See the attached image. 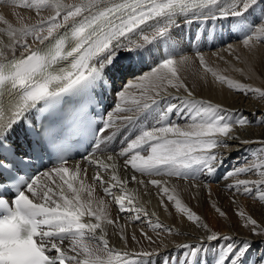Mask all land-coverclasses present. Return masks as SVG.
<instances>
[{
    "label": "snow or ice",
    "instance_id": "snow-or-ice-1",
    "mask_svg": "<svg viewBox=\"0 0 264 264\" xmlns=\"http://www.w3.org/2000/svg\"><path fill=\"white\" fill-rule=\"evenodd\" d=\"M4 2L35 9L40 18L35 24L15 29L0 16L8 25L0 32L9 38L7 43L0 40V264H151L143 259L153 255L150 251L121 253L109 247L105 225L117 224L118 219L109 217L110 209L103 199L94 200L97 184L107 196L120 189L113 197L119 213L134 212V221L142 217L150 221L156 216L136 205L127 191L128 178L120 179L113 172L105 186L101 171L115 170L119 159L125 171L130 166L147 178L138 180L134 174L132 182L144 186L146 192L149 185L154 187L165 211L168 205L164 197L174 201L177 212L200 233L196 243L180 245L185 258L177 264H198L204 245L221 241L225 246L213 264H245L253 240L212 230L201 222L200 215L169 194L168 180L210 181L228 159L217 149L231 148L232 142L264 145V139L257 142L239 135V130L253 123L264 124V112L246 115L239 109L197 99L182 76L187 68L198 62L203 69L201 79L211 74L214 81L246 99L254 94L264 101V90L218 75L199 50L194 55L177 52L171 34L181 22L226 20L241 34L242 49L252 55L258 46L264 47V0ZM45 10L50 12L46 18L41 15ZM161 44L169 47L167 53ZM228 50L231 54V44ZM122 60L128 61L129 68L149 62L155 66L124 83L115 92L117 102L106 107V93L114 88L111 72L125 67ZM169 88L177 95L172 96ZM181 89L186 96L179 95ZM170 96L176 102L167 103ZM170 114L183 116L185 124L172 121ZM149 118L154 121L150 127ZM18 129L27 150L12 139ZM134 130L138 134L132 138ZM118 139L121 147L116 149ZM81 147L84 153L77 154L97 168L91 185L81 176L83 172L86 177L88 169L80 164L69 166L73 159L69 153ZM96 153H109L106 160L113 163L98 159ZM257 153L260 163L238 165L223 179L234 180L225 185L233 193L232 203L237 195L252 197L260 203L264 216V146ZM45 158L55 159L56 164L28 176L36 161ZM253 170L259 179L237 178ZM212 207L219 216H226L215 204ZM235 214L252 237L264 242V220L258 221L239 208ZM149 226L158 236L173 231L158 219ZM141 235L155 243L143 229ZM120 239L127 245L123 233ZM132 240L136 241L135 234Z\"/></svg>",
    "mask_w": 264,
    "mask_h": 264
},
{
    "label": "bare ground",
    "instance_id": "bare-ground-1",
    "mask_svg": "<svg viewBox=\"0 0 264 264\" xmlns=\"http://www.w3.org/2000/svg\"><path fill=\"white\" fill-rule=\"evenodd\" d=\"M65 2L66 3H72V2H75V0H65ZM49 14H50V12L48 10H45L41 13V15L44 16L45 18ZM51 14H54V13H51ZM0 16L4 17V20H6L8 22V24H11L12 27L15 29H20L21 27L35 24V23H37L38 19L40 18L39 16L36 15L35 9H28V8H24L22 6H17V5L11 4V3H6V2H4V0H0ZM249 19H252V17H249ZM218 21L219 20H215V21H212V20L194 21L190 24L181 22L180 26L178 28L173 29L172 34H171V42L175 46V50L177 52L183 51L184 53H186L188 55H194L195 51L199 50L205 55V58H206L208 64L217 70L218 75H223V76H226L227 78L232 79L234 81L250 85L253 88H261L262 90H264V47L258 46L256 48L255 52L252 55H249V53L246 50L242 49L240 42L239 41L237 42V40H235L237 38L240 39L241 34L234 32L231 29V26L226 25L224 23H219ZM220 21L225 22V20H220ZM201 25H202L201 29L204 28V31L202 32V30H201L200 34L197 37H195L197 35V32H196L197 26H201ZM7 26L8 25L5 24L3 21H0V29H6ZM225 26L228 27L227 31L225 30ZM220 29H223L222 33L220 32ZM188 36L190 37L189 39H187ZM0 40H3L6 43L9 42L8 36L4 35L2 32H0ZM29 42L32 44V47L37 46V43L32 42L30 38H29ZM229 44H231L233 46V50L231 51V54H230V51L228 50ZM161 45H162L161 46L162 51L167 53L169 51V47L165 44H161ZM220 56L223 57V60H220L218 58ZM237 56L240 57L239 60L236 59ZM121 64H123V65L127 64L128 65V61L122 60ZM139 66H141V71H143L142 70V69H144L143 64L132 65V68L139 67ZM153 66H155V65H153L150 62L147 63L148 69L146 67V70L144 69V71L142 73L148 72L150 70V68ZM122 70L125 71V67ZM202 72H203V69H201L199 67L198 62H197L196 64L187 68L182 73L184 80L186 81V83L188 84L190 89H192V91H193V93L197 99L211 100L212 103H214V104L219 103V104L223 105L224 107L239 109L240 111L244 112L246 115L249 113L254 114L256 110L264 112V103L261 101L256 102L257 99L255 98L254 94H250L249 97L246 99L243 95L237 94L233 90L228 89L226 84L222 85L219 82L214 81V79L211 77V74H208L206 80L201 79L199 74H201ZM136 73H135V75H136ZM142 73H137L138 75H136L132 79H129V81L135 80V78L138 77L139 75H141ZM112 77L114 79V88H115V92H116V91H118V90H116V87L119 84L120 85L123 84L121 82V80H122L121 79V72L118 68L115 70V72L113 71ZM168 91H169V93H171L172 96L177 95V93L174 89L169 88ZM179 95L180 96H186V93H184L183 90L181 89ZM167 102L173 103L176 101L172 100L171 96H170L168 98ZM180 117L183 118V116H180ZM174 120H176V116H174L172 121H174ZM181 121H184V120H181ZM151 123H154V121H151V118H149V121H148L149 127L151 126ZM178 124L183 126L185 124V121L183 124H181V123H178ZM246 129H249V131H250L247 134H243V131L245 129L239 130V135L241 136V139H251V140L257 141V142L264 139V124L253 123V125L250 128H246ZM136 134H138V132ZM239 144H240L239 142H232L233 146H231V148L240 150ZM237 146H238V148H237ZM262 146H264V145H260L259 143H253V144L245 145V149H249V154H252V157H254V160H256V159H258L257 156H256L257 158H255L256 153L255 152L252 153L251 151L257 150L259 147H262ZM120 147H121L120 139H118V140H116L115 148L119 149ZM216 151H221V150L217 149ZM108 154L109 153H102V154L98 155L97 158L100 160H103L105 163L111 164V163H113L112 161L106 160V156ZM257 154H259V153H257ZM258 156H260V154ZM225 162H227V161H225ZM260 162H261V160H256L255 162L253 161V163H256V164H258ZM115 163L117 164L116 169L119 173V177H121V179L128 178L129 183L127 185V191L131 195V197L134 199L136 205L141 207L142 209L146 210L149 214H151V211L155 212L156 216L151 217L150 221L147 218H143V217L140 221H134L132 219V217L135 215V213L134 212H132V213L126 212V213H124V219L126 221H130L131 224L132 223H138L141 226H137L136 224H132L130 226L125 225V227H123L122 225L119 224V222L117 224H114V225H105L106 230H107V234H108V240H109V247L110 248H113L115 251H118L121 253L124 251H128V252L150 251L153 253V255L151 257H145L143 259L149 260L151 262V264H160L161 261L156 262V256L154 255V253H156L160 250H163V252H168L169 246H172L175 243H179L182 240H189L193 244L196 243V240L199 238L200 233L197 232V230L194 228V226H190V222H188L186 220V218L183 217V214L181 212H177L174 201L168 202L167 198L164 197L165 203L168 205V210L165 211L164 208L161 207V205H160L161 197L157 193L156 189L154 188L151 191H147V192L145 191V189H143L145 191L144 194H143V191H139L140 192L139 194H141V196L143 194V196L145 197L146 200L143 199V200H141L142 203L138 204L139 200L138 199L136 200L133 191L138 192V189H135L134 187L136 186L137 188H139L141 185H138L135 182H132L131 176L135 174L137 176L138 180L143 178V177L140 176V174H138V173H134V171L130 168V166L127 169V171H125L122 159L116 160ZM75 164H80L82 169H85V168L88 169L86 177L84 176L83 172L81 173V176H82V178L85 179V182L87 184L91 185L92 184V177L94 175H96V171H97L96 166H89L88 163L84 160L72 162L69 164V166H74ZM237 164L238 163H236V165ZM224 165L225 164H223V166ZM226 166L227 165H225V167ZM228 166L229 167L227 169L230 170L231 165L228 164ZM221 170H222V167L217 170L216 175L213 176L211 178V180H213L214 177H215V180L216 179L218 180V178L221 177L220 174L224 173V172H221ZM100 174L105 180V186H107V183L111 182L110 178L113 175V172H111V169H109L108 172L101 171ZM248 178H239V179H248ZM254 178H256V176ZM254 178L248 179V180H257L260 177H258L257 179H254ZM144 179H147V178L144 177ZM223 180L224 179L222 176L218 180V184H216L218 186H222V189L218 188L219 189L218 193L220 192L219 195L213 194V197H212L211 196L212 194L211 195L209 194V196L212 197V201L214 200L215 204H216V201L218 199L223 200V204H224V199H227L230 197L229 198V199H231L230 203H228L227 205L225 204V206H227V207L225 210L224 209L223 210L226 212V219L229 218L231 220V218H233L236 220V221L231 220V221H235L236 227H233L234 225L230 226L229 224L228 225L227 224L222 225V226L220 225L222 227L221 230L226 231V233H231V235H236L237 237H248V238L252 239L253 241H257L255 237H252L250 235V233L247 231V229L242 227L243 221L240 220V218L237 215H235L233 212L234 210L239 208V205L236 201V197H235V203H232L233 193L229 192L227 189H225L226 188L225 185L233 183L234 180L229 179L228 181L221 183ZM219 181H221V182H219ZM197 183L193 182L191 180H180V179L173 177L168 181V187L170 189L169 194L174 195L177 199H179L181 201L182 205L188 207V205L185 204L186 202L184 203V201H182V197L178 194V191H183V193H184V191H191V192L192 191H202V192L203 191H209V189L206 188L207 184L199 183L200 184L199 187H193V185L197 184ZM173 189H174V191H173ZM211 191H213V189ZM119 194H120V189H113V196H107L103 192V189L100 188L98 184L96 185V191L94 193V200L99 201V200L103 199L105 201V203L108 204V207L110 209L109 217L111 219H113L114 221L117 219L119 221V215L117 214L119 212L116 209L117 206L114 203L113 197L115 195H119ZM206 195H208V194H206ZM190 196L194 197L197 195H195V193L192 192L191 195H188V197H190ZM220 196H222V198H220ZM198 197H199V194H198ZM223 197H225V198H223ZM183 198L185 201L189 200V198L186 199L184 196H183ZM196 201H198V200H196ZM200 201L202 202V200H200ZM209 201H211V199ZM194 205L195 204H193V206ZM205 206H207V205H205ZM205 206H204V208H205ZM197 208H199V207L197 206ZM246 208H248V207H246ZM215 214H217V212L215 210L214 211L210 210L207 214L208 217H212V220H211L212 223L216 222L214 219ZM217 215L219 218L218 220H220V218H222V217L219 216V214H217ZM160 218H161V220H160ZM157 219L165 227L171 228L173 230L172 234H175L176 238L171 239L172 234H168L167 232H161L158 236L157 233L155 231H153V229L149 226V224L151 222H155ZM261 219L264 220V216L259 218L258 220L261 221ZM85 220H87V217H85ZM222 222L223 221H221L219 224H223ZM215 228H217V227H215ZM142 229L149 236L153 237V240L155 241V243H150L147 239H145L141 235ZM175 229H178L179 231L181 230V232H180L181 234L177 235L176 234L177 232ZM121 233H123L127 237V245H125L124 241L120 239ZM133 234H135V236H136V241L132 240ZM161 241H163V243H161ZM221 242H223V241H221ZM212 246H214L213 243L210 245L207 244L206 250L209 249L208 247L211 248ZM247 254L245 257V262L249 260V262H248L249 264H260V260H262V258H261V256L257 255L258 253H255V254L249 253L248 255ZM216 255H217V253L214 255H212L211 253L207 254L205 256V263H203V264H207L206 260H209L208 264H213V263H210V260H211L210 258L211 257L215 258ZM184 256L185 255L180 256L181 258L178 257L177 260H182L184 258ZM166 262L167 261H164L162 263H166ZM198 264H201V262H199Z\"/></svg>",
    "mask_w": 264,
    "mask_h": 264
},
{
    "label": "rangeland",
    "instance_id": "rangeland-1",
    "mask_svg": "<svg viewBox=\"0 0 264 264\" xmlns=\"http://www.w3.org/2000/svg\"><path fill=\"white\" fill-rule=\"evenodd\" d=\"M219 23H224V24H226V25H229V26H231V24H230V22L229 21H226L225 20V22L224 21H218ZM211 25V24H210ZM201 26H197V28H200ZM227 29H228V27H226L225 26V30L227 31ZM222 30L223 29H220V32L222 33ZM219 32V33H220ZM227 33V32H226ZM178 34V33H177ZM190 37L188 36L187 37V39H189ZM234 39V38H233ZM235 40H237V42L239 41L238 40V38L237 39H235ZM232 42V41H231ZM137 73H139V72H137ZM136 73V75H138ZM135 74H130V75H128V77L126 76L125 77V79H132L133 77H135L136 76ZM129 81V80H128ZM257 101H261V102H263L264 103V101H262V100H256V102ZM168 103V102H167ZM171 103V102H170ZM174 116H176V119L179 117V116H177V115H175L174 114ZM182 120H184L185 121V119L183 118ZM184 121H179L178 123H181V124H183L184 123ZM242 130V129H241ZM250 131H249V129H245L244 131H243V134H247V133H249ZM235 145V144H234ZM233 146V145H232ZM239 147H240V150H238V149H232V148H220L219 150H221V151H219V152H223L226 156H229L228 157V159L226 160L228 163L227 164H225V165H227L226 166V170H228L227 168L229 167L228 166V164L229 165H231V169H233L234 167H236V166H241V167H247V166H249L250 164H253V161L255 162L256 160H260V158H259V154H257V150H252L251 152L252 153H256V155H255V158H257L258 157V159H256V160H254V157H252V154H249V149H245V145H241V144H239ZM237 148H238V146H237ZM244 152V153H243ZM233 156V158L231 159V157ZM257 156V157H256ZM239 159H241V160H239ZM248 162L247 164L245 163V162ZM225 163V162H224ZM236 163H238L237 165H236ZM225 165L224 166H222V172L225 170ZM233 165V166H232ZM236 165V166H235ZM230 169V170H231ZM229 170V171H230ZM111 172H115V174L117 175V176H119V173H118V171H117V169H115V170H113V169H111ZM224 176V175H223ZM256 176V178H254ZM249 177V178H248ZM254 178V179H257L259 176H258V174L255 172V170H253V172H251V173H248V174H241L239 177H237V178H248V179H252V178ZM120 179H121V177H120ZM141 179H144V177L143 178H141ZM164 179H166V180H168V178L167 177H164ZM219 179V178H218ZM180 180H182V179H180ZM225 180V179H224ZM219 181V182H221V183H223V182H226V180L225 181ZM169 181V180H168ZM211 181V182H210ZM210 181H205L204 183L203 182H198V181H193V182H198V183H202V184H207L206 185V188H208L209 189V191H192V192H194L195 193V195H197V196H190V197H188V195H191L192 194V192L191 191H184V193H183V191H178V194L182 197V201H184V203L185 204H187L188 205V207H189V209L191 210V211H194L196 214H198V215H200L201 217H202V222H206V223H208V225H209V227L213 230H219L222 234H226V235H231V233H226V231H222L221 230V226L222 225H230V226H233V227H236V223H235V219H233V218H231V220H235V221H231L229 218H227L226 219V216H224V217H222V218H220V220H218L219 218H218V213L217 214H215L214 216H215V223H212L211 222V220H212V217H208V212L211 210V211H214L215 209L212 207V205L213 204H215L214 203V200L212 201V197H213V194L214 195H219V193H218V191H219V189H222V186H218V185H216V184H218V181L215 183V182H212V181H215V177H214V179L213 180H210ZM228 181V180H227ZM210 184V185H209ZM212 185V186H211ZM217 187V188H216ZM135 189H138V192H136V191H133L134 192V196H135V198H136V200L138 199L139 201H138V204H141L142 202H141V200H146L145 199V197L143 196V194L145 193V191L143 190V189H145L144 188V186H140L139 188H137L136 186L134 187ZM219 188V189H218ZM148 189H149V191H151L152 189H154V187H152L151 185H149L148 186ZM213 189V191H211ZM225 189H227V188H225ZM139 191H143V194H142V196H141V194H139L140 192ZM198 192V193H197ZM202 192V193H201ZM214 192V193H213ZM183 193V194H182ZM202 195H201V194ZM217 193V194H216ZM198 194H199V197L201 198H199L198 197ZM206 194H208V195H206ZM209 194L212 196V197H210L209 196ZM147 195V194H146ZM148 196V195H147ZM183 196L186 198V199H188L189 198V200H184V198H183ZM210 198H209V197ZM219 197V196H218ZM233 197V196H232ZM141 198V199H140ZM197 198V199H196ZM220 198H222V196H220ZM223 198H225V197H223ZM230 198V197H229ZM229 198H227V199H224V204H223V200H221V199H218L217 201H216V206H218L220 209H226V207L227 206H225V204L227 205L228 203H230V201H231V199H229ZM202 200V202L200 201V200ZM211 199V201H209ZM196 200H198V201H196ZM207 201V202H206ZM236 201H237V203H238V205H239V209H241V210H243V211H245V213L246 214H251V215H253V218H255V219H259V218H261V217H263L262 215H261V205H259L260 203H258V202H254V199L252 198V197H245L244 195H237L236 196ZM191 204H190V203ZM194 202V203H193ZM197 202V203H196ZM219 202V203H218ZM222 202V203H221ZM227 202V203H226ZM200 203V204H199ZM205 203V204H204ZM193 204H195L194 206H193ZM200 208H197V206ZM203 205V206H202ZM205 205H207V206H205ZM204 206H205V208H204ZM246 207H248V208H246ZM116 209L118 210V207H116ZM213 209V210H212ZM223 210V211H224ZM236 211H237V209L236 210H234L233 212H234V214L236 213ZM153 211H151V213H152ZM118 215H119V224L120 225H122L123 227H125V225H132V224H136L137 226H141L140 224H138V223H132L131 224V222L130 221H126L125 219H124V213H117ZM205 215V216H204ZM236 215V214H235ZM158 218V217H157ZM217 218V219H216ZM160 220H161V218H160ZM221 221H223L222 223L223 224H219ZM258 221H260V220H258ZM261 221H262V219H261ZM219 224V225H218ZM221 225V226H220ZM215 227H217V228H215ZM220 228V229H219ZM176 230V232L177 233H180L181 232V230L179 231L178 229H175ZM181 234V233H180ZM172 238H176V235L175 234H172L171 235V239ZM163 239V238H162ZM183 243H191L189 240H182V241H180L179 243H175V244H173L172 246H169L168 248H169V251L168 252H163V250H160V251H158L159 252V255H156V253H154V255L156 256V262H159V261H162V256L163 255H168V257L170 256V264H177V259H178V257L179 258H181L180 256H183V255H185V250L184 249H182L181 247H180V245L181 244H183ZM217 242H213V244H214V246H212L211 248L210 247H208L209 249L208 250H206V246H207V244L206 245H204V248L201 250V252H200V254H199V262H201V264H203V263H205V256L207 255V254H209V253H211L212 255H214V254H216L217 253V251L220 249V248H222V247H224L225 246V242H220L219 244H216ZM67 244V243H66ZM172 247V248H171ZM172 250V251H171ZM174 251V253L173 254H171L172 252ZM163 253V254H162ZM184 253V254H183ZM203 253V255H201ZM248 254L250 253V254H255V253H258L257 255H259V256H261V258L262 259H264V242H261V241H253V243H251V247L249 248V250H248V252H247ZM173 255L174 256V258L171 256V255ZM247 254V255H248ZM158 256V257H157ZM211 260H210V263H213V260H214V258H210ZM164 261H166V259L165 260H163V262ZM198 262V263H199ZM206 262H207V264H208V262H209V260H206ZM249 262V260L248 261H246L245 262V264H249L248 263Z\"/></svg>",
    "mask_w": 264,
    "mask_h": 264
}]
</instances>
